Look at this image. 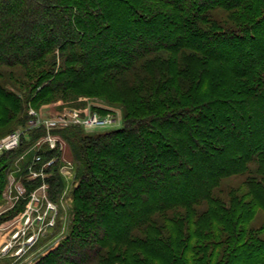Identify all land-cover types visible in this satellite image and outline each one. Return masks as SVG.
Segmentation results:
<instances>
[{
	"label": "trees",
	"instance_id": "obj_1",
	"mask_svg": "<svg viewBox=\"0 0 264 264\" xmlns=\"http://www.w3.org/2000/svg\"><path fill=\"white\" fill-rule=\"evenodd\" d=\"M1 67L52 78L37 101L100 81L125 105L121 129L64 136L69 231L34 264H264V0H0ZM2 86L8 124L28 98Z\"/></svg>",
	"mask_w": 264,
	"mask_h": 264
},
{
	"label": "rangeland",
	"instance_id": "obj_2",
	"mask_svg": "<svg viewBox=\"0 0 264 264\" xmlns=\"http://www.w3.org/2000/svg\"><path fill=\"white\" fill-rule=\"evenodd\" d=\"M221 17L233 23L227 15ZM184 60L191 65L186 58H182L181 65ZM22 73V68H0V82L4 85L1 88L19 100L28 98L23 111L13 121L0 124V137L18 132L22 138L19 148L0 155V158L4 156L0 163L3 169L13 161L0 173V264H34L66 237L73 205L69 197L75 189L76 170L71 144L64 136L104 134L121 129L125 122V105L116 101L118 86L109 88L100 81H92L77 89L71 101L60 95L37 101L38 92L52 78L42 80L41 86L31 92V88L14 80ZM4 77L9 80L5 82ZM56 175L63 179L64 185L60 197L51 200L49 180ZM257 216L252 226L257 227L260 223L257 221L264 219L262 214Z\"/></svg>",
	"mask_w": 264,
	"mask_h": 264
},
{
	"label": "built area",
	"instance_id": "obj_3",
	"mask_svg": "<svg viewBox=\"0 0 264 264\" xmlns=\"http://www.w3.org/2000/svg\"><path fill=\"white\" fill-rule=\"evenodd\" d=\"M21 144H22V138L20 133L18 132H14L4 137H0V155L16 150L21 146ZM35 159L37 162L40 161L39 156L35 157Z\"/></svg>",
	"mask_w": 264,
	"mask_h": 264
}]
</instances>
